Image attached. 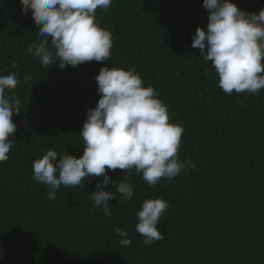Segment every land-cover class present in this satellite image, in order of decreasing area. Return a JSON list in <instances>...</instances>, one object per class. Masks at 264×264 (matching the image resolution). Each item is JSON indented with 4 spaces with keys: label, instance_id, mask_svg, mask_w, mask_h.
<instances>
[{
    "label": "trees",
    "instance_id": "16d2710c",
    "mask_svg": "<svg viewBox=\"0 0 264 264\" xmlns=\"http://www.w3.org/2000/svg\"><path fill=\"white\" fill-rule=\"evenodd\" d=\"M232 2L249 13L264 9V0ZM21 9L20 0H0V75L19 74L8 96L21 102L15 142L0 163V264H264V89L224 92L211 62L191 46L209 23L203 0H112L96 11L112 34L111 59L64 69L29 52L44 38ZM102 67L135 70L156 90L170 122L184 129L181 161L196 165L155 186L134 169L109 170L134 188L130 200L113 184L104 188L116 197L110 217L90 197L103 176L62 185L50 200L32 168L49 149L57 160L83 155L80 132L100 99ZM150 198L169 207L157 226L164 238L146 245L136 214ZM116 227L130 245L120 244Z\"/></svg>",
    "mask_w": 264,
    "mask_h": 264
},
{
    "label": "clouds",
    "instance_id": "9594fccd",
    "mask_svg": "<svg viewBox=\"0 0 264 264\" xmlns=\"http://www.w3.org/2000/svg\"><path fill=\"white\" fill-rule=\"evenodd\" d=\"M22 14L31 11L37 25L39 44L29 52L43 66L78 67L82 63L111 59L112 34L101 27L97 9L107 10L112 0H20ZM209 14L207 30L198 27L192 47L201 50L219 77V86L228 94L264 89V9L249 13L232 0H203ZM51 38V45L49 44ZM57 61L59 63L57 64ZM15 66V63H14ZM30 77H25L27 81ZM100 99L88 109L80 135L84 142L83 155L66 154L61 159L49 149L33 162V179L49 188L48 199H55L63 185L80 186L87 177L103 176L90 197L93 208L111 216L109 201L116 199L104 188L113 184L123 199L130 200L134 188L129 183L113 181L109 170H135L149 186L161 179L171 181L186 168H195L191 160L181 161L179 150L184 132L180 124L170 122L167 106L156 90L145 87L135 70L102 67L96 76ZM19 83V74L0 75V163L8 160L18 124L13 114L21 112L20 100L10 99L8 93ZM169 204L162 198H150L137 212L136 232L151 245L162 240L158 223ZM122 239L120 244L132 243L128 233L113 229Z\"/></svg>",
    "mask_w": 264,
    "mask_h": 264
}]
</instances>
